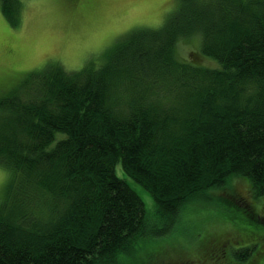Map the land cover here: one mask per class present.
Segmentation results:
<instances>
[{
    "label": "trees",
    "instance_id": "obj_1",
    "mask_svg": "<svg viewBox=\"0 0 264 264\" xmlns=\"http://www.w3.org/2000/svg\"><path fill=\"white\" fill-rule=\"evenodd\" d=\"M179 2L155 40L128 39L97 68L28 74L0 99V264H123L141 237L164 232L118 164L167 226L234 179L264 196V0ZM0 6L14 24L19 1ZM199 33L218 67L177 57ZM236 234L224 263L263 264L264 232Z\"/></svg>",
    "mask_w": 264,
    "mask_h": 264
},
{
    "label": "rangeland",
    "instance_id": "obj_2",
    "mask_svg": "<svg viewBox=\"0 0 264 264\" xmlns=\"http://www.w3.org/2000/svg\"><path fill=\"white\" fill-rule=\"evenodd\" d=\"M18 1L21 6L14 24L0 7V99L28 74L42 76L57 68L70 74L89 66L97 68L111 55H123L116 50L128 39L148 36L155 40L151 33L166 27L181 7L179 0ZM165 36L157 41L163 42ZM200 36L180 39L175 47L177 57L198 66L218 67L201 56ZM134 55L130 61L138 66L141 60ZM116 174L143 201L151 227L165 229L141 237L123 264H223V256L230 258V244L237 243V229L251 227L264 232L256 222H264V196L252 199L246 179H234L233 191L225 195L205 194L195 199L167 226L156 221L150 193L125 175L120 164ZM6 178L7 171L0 167V202Z\"/></svg>",
    "mask_w": 264,
    "mask_h": 264
},
{
    "label": "crops",
    "instance_id": "obj_3",
    "mask_svg": "<svg viewBox=\"0 0 264 264\" xmlns=\"http://www.w3.org/2000/svg\"><path fill=\"white\" fill-rule=\"evenodd\" d=\"M1 7V6H0Z\"/></svg>",
    "mask_w": 264,
    "mask_h": 264
}]
</instances>
